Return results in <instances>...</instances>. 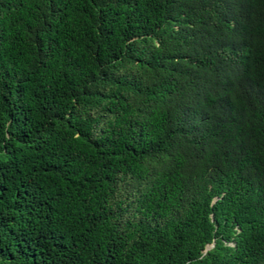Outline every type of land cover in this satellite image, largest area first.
<instances>
[{
  "label": "trees",
  "instance_id": "16d2710c",
  "mask_svg": "<svg viewBox=\"0 0 264 264\" xmlns=\"http://www.w3.org/2000/svg\"><path fill=\"white\" fill-rule=\"evenodd\" d=\"M0 264H264V0H0Z\"/></svg>",
  "mask_w": 264,
  "mask_h": 264
},
{
  "label": "water",
  "instance_id": "95a60500",
  "mask_svg": "<svg viewBox=\"0 0 264 264\" xmlns=\"http://www.w3.org/2000/svg\"><path fill=\"white\" fill-rule=\"evenodd\" d=\"M211 246H212V244L208 245L205 249H208V248L211 247ZM205 249H204V251H205Z\"/></svg>",
  "mask_w": 264,
  "mask_h": 264
}]
</instances>
